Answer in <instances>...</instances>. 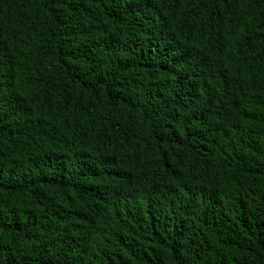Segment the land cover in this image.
I'll return each instance as SVG.
<instances>
[{
  "label": "trees",
  "instance_id": "trees-1",
  "mask_svg": "<svg viewBox=\"0 0 264 264\" xmlns=\"http://www.w3.org/2000/svg\"><path fill=\"white\" fill-rule=\"evenodd\" d=\"M0 264H264V0H0Z\"/></svg>",
  "mask_w": 264,
  "mask_h": 264
}]
</instances>
